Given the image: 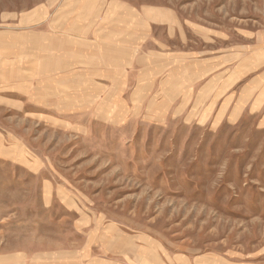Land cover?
<instances>
[{"label": "rangeland", "instance_id": "rangeland-1", "mask_svg": "<svg viewBox=\"0 0 264 264\" xmlns=\"http://www.w3.org/2000/svg\"><path fill=\"white\" fill-rule=\"evenodd\" d=\"M0 264H264V0H0Z\"/></svg>", "mask_w": 264, "mask_h": 264}]
</instances>
